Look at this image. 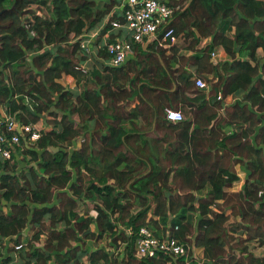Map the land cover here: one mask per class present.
<instances>
[{
    "label": "trees",
    "instance_id": "obj_1",
    "mask_svg": "<svg viewBox=\"0 0 264 264\" xmlns=\"http://www.w3.org/2000/svg\"><path fill=\"white\" fill-rule=\"evenodd\" d=\"M120 1L0 0V78L7 71L5 83L0 82V105L21 125L38 127L42 136L37 152L27 149L16 134L20 148L41 160L38 170L43 173L33 167L27 170L30 178L25 172L0 177V241L12 239L14 245L3 264L15 261L17 246H23L18 251L21 264H264L251 250L252 243L264 242V198H258L264 189V150L253 146L248 133L264 123V0H168L177 9L169 28L179 38H193L195 47L199 34L211 37L212 43L193 57H178L172 48L168 60L166 50L157 48L125 66L106 68L107 75L95 73L93 88L75 102L58 81L64 75L82 79L76 66L84 60L80 53L85 29L105 19ZM225 22L234 33L221 29ZM50 46L26 63L28 53ZM220 46L233 59H256L259 49L263 56L254 66L245 61L215 65L210 53ZM169 61L179 68L171 69ZM197 77L212 85L209 92L196 86ZM220 94H244V99L225 108L217 101ZM128 101L138 104L130 107ZM167 109L181 111L184 120L169 122ZM45 114L51 118L46 120ZM215 121L229 122L235 130L223 135L213 128V149L195 145L203 163L199 168L180 153L172 132L190 131L194 123L195 140H202ZM90 122L96 127L82 147L64 151L81 136L78 126ZM126 122L136 134L123 130ZM165 128L171 131L168 149L161 145ZM101 131L110 135L103 144L94 137ZM141 133L149 136L143 147ZM50 148L60 151L53 154ZM12 159L13 153L10 160H0V168L14 172ZM244 160L250 182L235 192V166ZM81 199L94 204L96 218L80 215ZM4 202L12 203L8 213ZM136 203L141 206L136 208ZM169 224L170 235L187 248L201 249L203 260L175 261L165 254L137 257L140 230L146 227L160 237ZM28 226L34 234L23 243Z\"/></svg>",
    "mask_w": 264,
    "mask_h": 264
},
{
    "label": "crops",
    "instance_id": "obj_2",
    "mask_svg": "<svg viewBox=\"0 0 264 264\" xmlns=\"http://www.w3.org/2000/svg\"><path fill=\"white\" fill-rule=\"evenodd\" d=\"M163 2L168 3V0H161ZM121 1L118 2L114 9L112 10V12L110 14H108L106 16L105 19H103L101 22H99L97 25H95L94 27H91L89 25H87V28L85 29V32L83 34V40L86 41L87 44V49L86 51L84 49H82L81 47V53L80 56L84 57V60L79 64L85 65L89 70L90 73L89 75H84L83 73H81L80 71H78L82 76V79L77 80L74 77L71 76H67L64 75L58 82L65 88L66 91L70 92L71 94H73V100L76 102V98L81 95V93H83V91H85L86 89H90L93 88V81H94V74L95 73H100L102 76H106L107 72L105 71L106 68H115L112 67L110 64V58L106 52V46L111 43L114 42L118 39H122V40H127L130 37L127 35V32L125 30H119V29H113L111 23L113 21H119L121 19V13H122V6H121ZM187 6V5H186ZM184 6V8L186 7ZM183 8V9H184ZM114 17H118V19H114ZM120 18V19H119ZM221 29H225L227 33H234L235 28L230 25L229 23H224L221 27ZM195 38H199L198 39V44L194 46L191 45V42L193 41V38H190L189 40L186 39V37L183 35H180V38H178V42L171 46V47H163L161 49L166 50L165 52V57L166 59L169 60V58H171L173 56V51L172 48L177 50V56L181 57H193L196 54L202 52L204 49H206L211 43H212V38H205V37H200L199 34L195 35ZM83 42V41H82ZM196 42V43H197ZM52 48L50 47H45L43 49V51L34 53H28V55L25 57L26 63L27 64H31L33 59L35 58V56H37L38 54L46 51L45 49H50ZM158 45L156 41H144L143 43L137 44L135 47V50L133 52V54H130L126 60V62L122 65L125 66L126 64H128L131 61H135L137 60V58L141 55V53H146V52H150L152 50H157ZM216 51V61H212L211 58V62L215 65L218 64H223L226 62H233V61H245V62H249L252 66L255 65V62L258 60V58H262L263 56V50L259 49L258 50V56L256 59L251 60L249 57L247 56H238L237 58H231V56L224 50V48L222 46L215 48L211 53H210V57L211 54ZM158 58V57H157ZM160 63L162 64L163 61L161 60V58H159ZM170 62V61H169ZM120 66V67H122ZM170 66L171 69L176 70L179 68V63L176 62H170ZM119 68V67H116ZM191 73L194 74L195 70L191 69L189 70ZM6 74L7 71H4L3 77L0 78V82L3 80V82L5 83L6 80ZM205 75V78L207 80H213V75H207L204 72L202 73V75ZM201 75V74H200ZM5 76V78H4ZM88 79L90 81H88ZM147 79H144L142 81V83L140 84V86L144 83H146ZM128 88V87H127ZM129 89V88H128ZM222 95V94H221ZM242 99H244V94H236V95H231L227 98H224V101H226V103L224 102V104L226 105L225 107L228 108L230 106H233L236 102H240L242 101ZM132 101V100H131ZM128 101V102H131ZM126 103L123 104V107L125 106ZM136 104H138L137 102H131V106L130 107H134L136 106ZM199 104H196L195 107H197ZM194 107V108H195ZM126 110V107H124ZM181 110L183 111H187L189 110V107H184L181 106ZM225 111H221L220 115L223 116L225 115L224 113ZM191 113V112H190ZM7 110L6 107L1 104L0 105V119H3L5 116H7ZM9 116V115H8ZM45 119L47 120L48 118L50 119L51 117H49L48 115L45 114ZM45 121V120H44ZM191 121V119H190ZM204 125V124H202ZM40 127L45 128V124L42 122L40 124ZM95 123L94 122H90V124L86 125V124H82L80 126H78V128L82 129V134L81 136H79L77 139L73 140L70 144L67 145V147H64V151L69 152V153H73L76 150H79L82 147V144L85 142L86 140V135L88 137H90L95 130ZM123 128L124 131H126L128 134H136V130L134 129V126L129 123L126 122L123 124V126H121ZM140 127L146 128L147 127V123H141ZM156 127V123L153 124V129H155ZM195 124L193 123L192 125V129L190 131L180 128L177 129L176 132H172L174 133V137L176 142L178 143V147H179V151L180 153L186 157L191 159L193 162H195L196 166L199 168H203V163L201 158L198 157L195 154V145L200 144L201 146H203L204 148H212L213 149V141H209V138L212 137L213 134V128H215L219 133L221 134H225V135H230L232 134V131L235 130L234 125L231 123H225V122H218L215 121V123H211L210 126H208V133L209 136L208 137H204V139L202 140H195V136L193 135L192 130L195 128ZM60 130V129H59ZM170 130H168V128H165L163 130L162 133H160L164 139H166L165 142H162L161 145L164 147V149H168L170 146V141L167 137L170 134L169 132ZM154 132L153 130L151 131V133ZM18 133L21 135V140H23V142L26 144L27 149L30 150H35L37 148H35L36 146V142H32L28 139L27 135H25L24 133H22L20 130L18 131ZM248 133L250 135L251 141L253 143V146L257 149V150H264V123L261 121L260 124L258 125V127L254 128V129H249ZM109 134L105 131H101L100 133H97L94 135L95 139L99 142L102 143V140L104 138H109ZM197 141V142H196ZM148 142L149 143V136L147 133H141L140 134V141L139 144L141 147L145 146V143ZM21 143L20 144H15V145H11V152L13 153L14 156V160L12 159L11 161L12 164L15 166L13 171H4V169L0 168V177L3 175H12L14 174L15 176H20V174L22 172L27 173L28 177L30 176V173L27 172V170H29L30 168H35L36 171H38L37 173L40 176H43V173L41 171H39V163L41 162L40 159L34 160L32 158V156L30 154H27L26 152H24L22 150V148H20ZM18 148H20V151L18 150ZM51 149V148H50ZM36 152L38 150H35ZM59 148L58 151L52 150L51 152L53 154H57L59 152ZM221 152V151H220ZM247 164L248 161L244 160L243 164H237L235 166V172L237 175V182H239V184L237 185V188H235V192H242L245 187L249 184L250 182V175H251V171L247 168ZM95 167V166H93ZM95 169H100V166L97 165L95 167ZM151 168L149 167V171L150 172ZM85 172V171H84ZM85 177H87V180L91 181V177L87 174L84 173ZM145 175H147L145 173ZM30 178V177H29ZM251 181H253V179L251 178ZM111 184H114V181L110 182ZM233 191V190H232ZM149 199V198H148ZM82 201H80L79 203V213L81 216H89L91 218H96L98 213L95 210L94 204L91 203L88 200H84L81 199ZM58 202V201H57ZM136 202V201H135ZM141 203V201H139ZM144 202V201H143ZM151 204V201L149 199V204ZM3 210L5 213H8L10 211V207L12 205V203H6L4 202L3 204ZM147 205V206H148ZM139 206H141L140 204L138 205V203H136V208H138ZM174 216L171 217L170 221L172 220ZM163 227V225H162ZM166 231L161 230V232L159 233L161 238L167 237L168 235H170V224L168 225L167 228L163 227ZM94 229V227H93ZM34 234V231L32 229L31 226H28V228L22 233V237H23V243H26ZM16 239V237L14 238ZM12 241V239H5L0 241V264L4 263V260L6 258H8V249L10 247H13V243H10ZM199 254H202V250L201 249H197ZM261 252L260 249L256 248L254 249L253 254L255 256H258L259 253ZM193 253L194 251L192 250V252H190L188 258L193 257ZM15 258V261H12L9 264H21L20 262V257H19V253L16 250L15 252H13L12 254Z\"/></svg>",
    "mask_w": 264,
    "mask_h": 264
},
{
    "label": "built area",
    "instance_id": "obj_3",
    "mask_svg": "<svg viewBox=\"0 0 264 264\" xmlns=\"http://www.w3.org/2000/svg\"><path fill=\"white\" fill-rule=\"evenodd\" d=\"M121 6V18H123V22L117 20L113 21L111 25L113 29L125 30L130 38L127 40L118 39L106 46V52L110 58L112 67L122 66L128 56L133 54L136 45L144 41H156L159 48L171 47L178 42L179 37L172 28H169L177 11L176 8L169 6L168 3L161 0H122ZM31 35L35 36V32H31ZM81 47L86 51L87 44L85 40L81 43ZM216 56V51H214L211 54L213 62L216 61ZM76 70L84 75H89L90 73V70L82 64L77 65ZM195 81L199 89L206 92L211 90L212 85L205 80L197 77ZM217 101L223 102V106H226L224 104L226 101H224L221 94L217 97ZM223 111L225 109H222ZM166 118L174 124L184 120L181 111L172 109L166 110ZM19 130L27 135L32 142H37L42 136L36 125H21L14 117L5 116L3 119H0V160H10L12 158L11 145L20 144L21 141L20 137L16 134ZM7 133L11 134L12 137L8 138ZM238 184L239 182L236 181L233 191H235L234 189L237 188ZM258 198H264V189L258 192ZM138 237L136 255L140 259L155 257L157 254L170 255L178 259L188 257L193 250L194 254L191 253L193 254V258L198 261L203 260L202 254L198 253V248H187L179 239L171 235L160 238L154 235L148 228L143 227ZM22 247L17 246L16 250L19 251L23 249ZM256 248L261 250L257 257L264 260V242L256 241L252 243V253Z\"/></svg>",
    "mask_w": 264,
    "mask_h": 264
},
{
    "label": "water",
    "instance_id": "obj_4",
    "mask_svg": "<svg viewBox=\"0 0 264 264\" xmlns=\"http://www.w3.org/2000/svg\"><path fill=\"white\" fill-rule=\"evenodd\" d=\"M0 15H1V13H0ZM52 150L58 151V148H51L50 151H52ZM174 260L177 261L176 258H174Z\"/></svg>",
    "mask_w": 264,
    "mask_h": 264
},
{
    "label": "clouds",
    "instance_id": "obj_5",
    "mask_svg": "<svg viewBox=\"0 0 264 264\" xmlns=\"http://www.w3.org/2000/svg\"><path fill=\"white\" fill-rule=\"evenodd\" d=\"M173 118H178V117H173Z\"/></svg>",
    "mask_w": 264,
    "mask_h": 264
}]
</instances>
